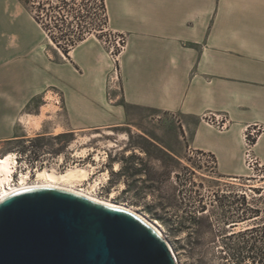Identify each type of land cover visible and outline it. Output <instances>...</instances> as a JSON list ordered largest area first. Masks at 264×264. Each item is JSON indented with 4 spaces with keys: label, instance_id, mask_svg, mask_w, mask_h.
Segmentation results:
<instances>
[{
    "label": "rangeland",
    "instance_id": "obj_1",
    "mask_svg": "<svg viewBox=\"0 0 264 264\" xmlns=\"http://www.w3.org/2000/svg\"><path fill=\"white\" fill-rule=\"evenodd\" d=\"M2 24L20 27L4 32L9 48L5 46L3 52L10 57L0 62V82L12 75V89L6 95L0 87V158L13 154L18 172L29 171L32 177L37 169L52 165L59 172L90 165L94 177L107 172L108 181L97 186L96 196L127 205L158 226L178 264H195L184 250L190 243L204 252L206 264H225L215 251L227 243L221 234L228 230L226 221L233 208L239 206L234 191L250 195V187H264V148L251 145L256 144L259 129L245 133L251 148L245 153L244 145L243 168L235 181H217L214 159L192 151L181 155L186 159L180 166L171 164L172 170H147L132 153L139 155L146 147L143 134L161 140L169 135L167 126L175 119L124 106L128 119L114 120L115 103H121L126 38L110 29L106 0H0ZM16 36L26 41L25 49H13ZM23 57L27 64L17 65ZM74 89H85L87 97L68 105V92ZM47 95L52 96L54 111H48L39 131L29 134L21 118L39 114ZM73 114H86L91 120L71 121ZM59 127L63 134L54 135ZM83 148L90 149L85 158L74 155L72 150ZM97 152L100 158L106 154L105 162L94 159ZM155 156L169 166L157 152ZM191 233L197 236L189 241Z\"/></svg>",
    "mask_w": 264,
    "mask_h": 264
},
{
    "label": "crops",
    "instance_id": "obj_2",
    "mask_svg": "<svg viewBox=\"0 0 264 264\" xmlns=\"http://www.w3.org/2000/svg\"><path fill=\"white\" fill-rule=\"evenodd\" d=\"M106 5L110 29L126 38L114 120L128 119L124 106L175 119L163 141L143 134L146 147L140 156L132 153L134 160L147 170H172L171 164L180 166L186 159L181 155L192 151L214 159L217 181L237 180L249 128L260 131L254 147L264 148V0H106ZM0 27L3 62L10 57L3 52L9 48L4 32L20 24ZM16 37L13 49H25L26 41ZM26 64L23 57L17 65ZM5 78L0 87L7 95L12 75ZM72 92L68 105L87 97L85 89ZM206 113L227 119L228 130L207 126L200 120ZM70 120L91 118L73 114Z\"/></svg>",
    "mask_w": 264,
    "mask_h": 264
},
{
    "label": "water",
    "instance_id": "obj_3",
    "mask_svg": "<svg viewBox=\"0 0 264 264\" xmlns=\"http://www.w3.org/2000/svg\"><path fill=\"white\" fill-rule=\"evenodd\" d=\"M0 264H175L135 215L56 189L0 203Z\"/></svg>",
    "mask_w": 264,
    "mask_h": 264
},
{
    "label": "bare ground",
    "instance_id": "obj_4",
    "mask_svg": "<svg viewBox=\"0 0 264 264\" xmlns=\"http://www.w3.org/2000/svg\"><path fill=\"white\" fill-rule=\"evenodd\" d=\"M46 100L48 101L41 108L39 114L26 115L25 118H21V121L29 134L34 131H39L44 119L47 117L48 111H54L55 106L52 102V96L47 95ZM61 131L62 128H55L54 134L56 135ZM105 134L112 135L113 133L106 132ZM95 136L97 135H94L93 137ZM109 144V147H114V144L112 142H109ZM74 150H72L73 152H75L74 155H77V157L79 158H85L87 156V152L90 151V149L88 150L85 148L79 151ZM99 153L100 152L94 154V159L98 161L99 159L106 161L107 156L103 154L104 156L100 158ZM59 161L61 162V159H59ZM114 167L116 169L117 165H115ZM94 171L95 168L90 165H73L65 168L63 172H59L57 167L55 165H52L50 167L37 169L32 177L29 171L18 172L15 156L13 154H6L5 156L0 158V203L11 195L21 191L33 189H56L72 193L100 205L129 212L141 219L157 233V235L166 243L173 257L174 263L178 264V260L171 245L164 239L158 226H156L153 222L149 221L143 215L136 212L127 205L118 204L111 200H104L96 196L95 192L97 186L108 181V174L102 173L99 176L94 177ZM83 186H86V188L82 189ZM114 195L115 191L111 193L110 197L113 198Z\"/></svg>",
    "mask_w": 264,
    "mask_h": 264
},
{
    "label": "trees",
    "instance_id": "obj_5",
    "mask_svg": "<svg viewBox=\"0 0 264 264\" xmlns=\"http://www.w3.org/2000/svg\"><path fill=\"white\" fill-rule=\"evenodd\" d=\"M250 190V195L241 191L233 193L239 206L233 208L232 218L226 221L228 230L221 234L227 243L215 251L225 264H264V187H250ZM196 236L191 233L188 240ZM184 250L195 264H206L204 252L193 244Z\"/></svg>",
    "mask_w": 264,
    "mask_h": 264
},
{
    "label": "built area",
    "instance_id": "obj_6",
    "mask_svg": "<svg viewBox=\"0 0 264 264\" xmlns=\"http://www.w3.org/2000/svg\"><path fill=\"white\" fill-rule=\"evenodd\" d=\"M117 39L118 41H122L123 38L121 35L117 34ZM201 121H203L207 126H210V127H214L218 132H225L226 130H228L229 128V121L227 119H225L224 117H221V116H216L212 113H206L204 115L201 116ZM253 132L249 133V135L251 137H253ZM246 137H248V135H245L244 136V145L246 147V152L245 153H248L250 152V148H251V145H254L253 143L250 145L249 144V141L245 140ZM249 156L246 155V158H248ZM212 161V160H211ZM213 163V162H212ZM246 163V162H245Z\"/></svg>",
    "mask_w": 264,
    "mask_h": 264
}]
</instances>
